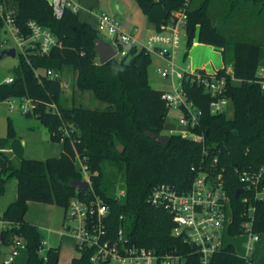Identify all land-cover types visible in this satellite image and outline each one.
Segmentation results:
<instances>
[{
    "label": "trees",
    "instance_id": "16d2710c",
    "mask_svg": "<svg viewBox=\"0 0 264 264\" xmlns=\"http://www.w3.org/2000/svg\"><path fill=\"white\" fill-rule=\"evenodd\" d=\"M136 1L155 30L163 29L176 11L186 10L184 58L197 36L198 41L220 49L225 63L232 62L227 95L233 115L212 114L210 94L201 86L185 81L189 98L202 110L194 131L203 134L204 139L165 133L168 107L162 97L163 89L150 84L152 55L149 52L132 45L126 55L101 63L94 49V42L100 37L97 27L80 20L78 12L71 7L65 6L58 17L50 0H0V26L7 24L6 16L10 15L13 27L28 34L29 20H36L59 38L47 55L19 52L20 62L13 68V80L0 81V101L10 97L32 99L33 106L25 115L39 119L48 128L52 140L63 142L60 155L45 159H15L0 150V156L7 161L0 169V195L11 178H17L18 184L17 198L0 214V221L8 223L0 229V242L11 245L14 238L23 239L27 264H59L60 252L57 246L48 247L44 254L40 252L44 234L38 225L25 218L28 202L66 208L75 195L91 198L95 194L101 195L109 205L110 234H117L123 227L136 245L153 248L161 254H181L183 264H206L197 245L173 235L175 222L171 214L147 200L160 182L171 183L180 191L188 189L199 169L207 170L224 183L232 208L228 235L246 233L244 223L248 220L250 231L264 232V198L257 194L264 188V175L257 186L250 188H245L240 180L243 170L264 166V89L257 74L264 60V42L257 37L233 38L215 22L214 14L219 7L217 2L225 6L220 12L224 21L244 13L246 26L264 27V0ZM2 49L0 43V54ZM65 66L78 71L76 83L82 92H92L107 106L97 108L75 103L71 107L63 106L61 77L54 78L46 72L37 74V71L52 69L60 74ZM226 68L219 70L224 73ZM147 130L165 134L169 143L154 141L146 134ZM8 134L15 135L11 124ZM78 153L91 170L89 192L70 184L73 179L83 178L75 162ZM106 161L115 164L124 175L125 193L120 196L105 181ZM249 206L254 208L251 217ZM91 253L83 251L68 264H92ZM246 259L232 243H227L212 254L207 264H245Z\"/></svg>",
    "mask_w": 264,
    "mask_h": 264
},
{
    "label": "built area",
    "instance_id": "2783aa9c",
    "mask_svg": "<svg viewBox=\"0 0 264 264\" xmlns=\"http://www.w3.org/2000/svg\"><path fill=\"white\" fill-rule=\"evenodd\" d=\"M55 14L60 17L65 6L76 11L75 0H51ZM0 10L2 7L0 6ZM186 10H178L161 30H153L142 42L136 35L123 28L120 18L107 11L100 12L97 20L99 33L107 32L112 36V43L116 48V57L127 54L132 45L144 48L151 55H156L165 61V65L158 66V72L165 78H170L169 88L163 89L162 97L165 99L168 114L171 107L179 109L177 118L179 127L168 128V134L179 133L194 140H203L204 135L194 131L199 126L202 114L192 99L189 98L184 82L190 81L201 86L211 99L209 108L212 114L226 112L230 105V98L227 95L228 75L232 74V68H226L225 72L219 69L207 71L203 68L190 69L185 63L184 53L182 64L178 62L182 44L187 41V14ZM7 24H11L10 15L6 16ZM28 34L20 33L15 26L12 31L16 40V50L23 53H34L47 55L58 43L57 36L46 26L36 20H29ZM186 38V39H185ZM186 51V50H185ZM46 74L60 78L61 75L52 69H47ZM39 74V71H37ZM261 77L260 83L264 89V64L260 65L257 71ZM235 78V77H234ZM12 76L4 81L10 82ZM14 98H7L10 106H14ZM25 103L21 104L23 112L32 108L33 101L26 97L21 98ZM167 114V118H168ZM62 135V140L64 138ZM165 135V134H164ZM214 159V162H217ZM77 169L83 174L91 185V170L89 164L78 153L76 156ZM264 175V166L258 170H243L240 180L245 188L257 186ZM264 190L257 192L258 196ZM89 192V191H87ZM148 202L156 207L167 210L175 225L172 233L175 236L197 245L203 261L207 264L212 254L227 245L228 226L232 219L230 198L226 193L222 180L213 178L207 170L199 169L191 186L183 191L168 182H160L151 190L147 198ZM253 207H248L249 217L253 214ZM68 224L64 228L72 233L76 239V247L81 252L91 251L90 260L92 264H183V258L178 253H158L155 249L139 246L130 241L126 236L123 227L117 234L112 235L108 229V216L110 208L107 201L98 194L91 198L75 195L70 198L65 208ZM8 223L0 221V229L7 227ZM246 233L250 238L258 240V232L249 230L251 221L244 223ZM45 243L40 248L45 253ZM19 248H25V241L14 238L12 252L4 260L3 264H11Z\"/></svg>",
    "mask_w": 264,
    "mask_h": 264
},
{
    "label": "rangeland",
    "instance_id": "374dc122",
    "mask_svg": "<svg viewBox=\"0 0 264 264\" xmlns=\"http://www.w3.org/2000/svg\"><path fill=\"white\" fill-rule=\"evenodd\" d=\"M133 4L136 8H138V3L136 0H132ZM216 5L219 7H216L214 10L215 14V22L224 28V31L228 34H231L233 38H243L248 39L251 37H257L261 39L264 42V27H253V26H246L245 20H246V14L242 13L239 16H235L233 19L229 21H224L222 18L223 10L225 9V6L220 3L216 2ZM117 17L121 18V16L116 13H113ZM141 14H143L141 12ZM124 18H121V22ZM13 25L12 24H6L5 26H0V43L2 44L3 48H9V47H15L16 46V40L14 38L13 34ZM100 37H102L104 40H107L108 42L112 41V36L109 35L107 32L100 33ZM186 39V38H185ZM197 36L193 39V44H191L189 48V52L187 53V59L190 62L191 60L196 61L198 59H203L205 61H213L215 60L216 63H223L225 60H223L222 51L216 50L213 46L206 47V51L200 52L198 51V41ZM186 50L185 43L182 44L180 54H179V63L182 62L183 53ZM16 56L6 55L3 58L0 59V80L11 76L13 72L14 66L18 65L20 62V56L19 51H17ZM119 58V57H117ZM224 66L230 67L232 66V62L225 63ZM264 64V60L262 61V64ZM159 65H165V61L158 58L156 55H152V62L149 66V81L150 84L157 89H167L170 85V78H165L158 72V66ZM46 70L40 69L39 72H45ZM60 72L61 75V85H62V94L60 98V103L63 106L71 107L75 104H84L90 107H97V108H104L106 105V102H103L95 97V95L90 92H82L76 83L78 71L75 70L71 66H65L63 70ZM25 103L21 100L19 97L14 98V106H10V104L7 102V100L0 101V136L6 137L8 141L10 139H14L11 135L9 136V125L11 124L12 127L17 130L19 127H25V123L28 121V117H26L24 112L22 111L21 104ZM227 114L229 116L233 115V107L232 105H229L227 109ZM180 114L179 109L175 107H171L169 110L168 118H167V128L164 132H167L168 128L170 127H179L178 123V116ZM35 119V117H32ZM37 120V119H36ZM34 121H31V123ZM37 124H39V130L37 129L36 136L38 140L44 141V140H50V132L48 128L39 123L38 121H35ZM20 133V131H19ZM20 138L19 135L15 137ZM120 149H123L122 145H119ZM104 178L105 181H109L114 186V191L117 194V196H120L125 193V189L123 188V185L125 183L124 175L121 173L119 168L113 164L111 161H106L104 164ZM262 198H264V190L261 192L260 195ZM48 206V207H47ZM51 206L54 207V209L51 211L47 208H50ZM25 218L29 221H34V223H37L36 221H47L49 226H54L56 230L59 228V231L57 232H48L44 228L41 229L44 235L45 248L47 249L51 245L57 246L59 248V264H68L73 256L79 255L80 251L76 247V239L72 235L70 231L64 228V224H68L70 221L68 218H66V211L65 207L60 205H51L48 203L38 202V201H30L28 202V209L25 214ZM258 234L261 236V240L259 242H252V240L249 239V233H242L237 234L235 236H226V241H232L235 243L237 248L241 253L244 254L247 250V246L251 244L254 248L252 251H249L248 256L246 257V263L245 264H257V262L261 263L264 260V232H258ZM0 264H3L4 260L6 259V256L8 257L9 254L12 252V244L11 245H1L0 246ZM18 252L15 254L14 259L15 262L18 260L21 262V264H27V250L26 248H19Z\"/></svg>",
    "mask_w": 264,
    "mask_h": 264
},
{
    "label": "crops",
    "instance_id": "0c3cea01",
    "mask_svg": "<svg viewBox=\"0 0 264 264\" xmlns=\"http://www.w3.org/2000/svg\"><path fill=\"white\" fill-rule=\"evenodd\" d=\"M75 2L77 3V6H78L76 11L79 14L80 20L89 22L94 27H96L97 25V20H98V16L100 12L107 11L111 14L113 13H116L117 15L119 14L121 18H124L122 20V24H124L123 28L127 31L133 32L136 35V37L142 42L154 30L153 25H151L148 22L146 15L143 13L142 8H140L139 4H138V8H136L132 0H75ZM141 12L143 14H141ZM198 43H199L198 44L199 46L197 49L200 52L206 51V47L208 46L209 47L213 46L207 43H202L200 41H198ZM214 48L216 50H220V49H217L216 47ZM185 59H186L185 63L188 65L190 69L203 68L207 71H212L214 69H220L224 67L225 65L224 62L222 64L221 63L215 64L214 59L213 61H205L203 59H198L196 61L191 60L190 62L188 61L187 56ZM229 68H232V66H230ZM6 78L0 81H4ZM36 119L37 118L34 119L32 117H28V121L25 123V127H22V128L19 127L18 130H17V127L16 129L14 127L15 135L12 136L14 139L12 140L10 139V141H8L6 137L0 136V150L6 151L15 159H21L23 157L45 159L50 156L60 155L61 152L63 151L62 141L60 140L54 141L51 139V137H50V140H44V141L38 140L36 136V132H37V129L39 130L40 126L35 121H38L39 123L41 122L39 121V119L37 120ZM31 121H34V122L31 123ZM18 135L20 138L15 139V137ZM6 163L7 161L3 157L0 156V169L3 168V166ZM17 191H18L17 178L14 177L8 181V184H6L4 192L0 195V214L7 208V206L11 202L15 201V199L17 198ZM51 205H55V204H51ZM47 209L52 211L54 207L51 206L50 208H47ZM30 222L34 223V221H30ZM36 222L37 223H34V224L38 225L40 229L46 228L45 230L48 232L59 231V228L56 230L54 226H49L47 221H36ZM228 236L230 237V236H235V235H228ZM249 239L252 240L250 236H249ZM260 240H261V236L259 235L258 240H253V241L259 242ZM227 243H232L235 246L237 252L240 255L244 256V254L239 251V249L237 248L234 242L228 241ZM1 245L3 244H1L0 242V246ZM253 248L254 247L251 244L247 246V250L245 253L246 257L249 254L248 252L252 251ZM12 263L21 264L19 260L15 262V259L13 260ZM257 264H261V263L257 262Z\"/></svg>",
    "mask_w": 264,
    "mask_h": 264
},
{
    "label": "water",
    "instance_id": "95a60500",
    "mask_svg": "<svg viewBox=\"0 0 264 264\" xmlns=\"http://www.w3.org/2000/svg\"><path fill=\"white\" fill-rule=\"evenodd\" d=\"M94 49L97 51V54L99 56L98 58L101 63H106L111 60V58L113 59L116 57L115 46L107 40H104L102 37L96 38L94 42ZM17 54L18 53L15 47L3 48L0 57L3 58L6 55L16 56ZM146 134L154 141H158L159 143L164 145L168 144L170 141L169 137L162 133L147 130ZM70 184L71 186H74V188L83 189L86 191H90L91 188L90 182L86 179H73L70 181ZM237 191V193L239 194L241 192V188Z\"/></svg>",
    "mask_w": 264,
    "mask_h": 264
}]
</instances>
